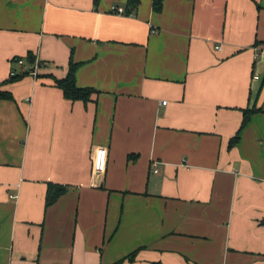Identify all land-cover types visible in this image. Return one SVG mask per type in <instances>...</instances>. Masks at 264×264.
Listing matches in <instances>:
<instances>
[{
    "label": "crops",
    "instance_id": "1",
    "mask_svg": "<svg viewBox=\"0 0 264 264\" xmlns=\"http://www.w3.org/2000/svg\"><path fill=\"white\" fill-rule=\"evenodd\" d=\"M161 2L0 0V264H264V0Z\"/></svg>",
    "mask_w": 264,
    "mask_h": 264
},
{
    "label": "trees",
    "instance_id": "2",
    "mask_svg": "<svg viewBox=\"0 0 264 264\" xmlns=\"http://www.w3.org/2000/svg\"><path fill=\"white\" fill-rule=\"evenodd\" d=\"M95 3L98 2V0H93ZM162 0H153V8L155 10L160 9ZM139 0H126V12L130 13L132 10L135 9L136 5L138 4ZM13 60L17 61L19 60V57H14ZM80 63L74 62L72 57L70 56L68 61V68L66 75L63 77H55L52 74H47L45 76L49 77L53 81V85L57 88H59L62 92V95L65 99H68L70 101L80 100L86 105L90 100L92 94L96 91L92 87H80L77 86L75 82V71ZM29 75L28 71L24 72H17L14 75H10L3 81L0 82V99H8L13 100V96L11 92L5 88H3L4 84L15 82L23 78L24 76ZM37 76H40L38 74ZM42 76V75H41ZM44 76V75H43ZM258 111L257 108L252 106L251 108L243 109V115H242V122L237 130V132L229 139L228 142V148H231L239 139V133L244 125L247 124V122L250 120L253 113ZM67 187L64 185L56 184V183H47V189L45 194V208L48 206H51L61 195L66 193ZM139 251V248L131 251L130 253H127L126 255L122 256L117 261L111 263V264H125V262H133L137 252Z\"/></svg>",
    "mask_w": 264,
    "mask_h": 264
},
{
    "label": "built area",
    "instance_id": "3",
    "mask_svg": "<svg viewBox=\"0 0 264 264\" xmlns=\"http://www.w3.org/2000/svg\"><path fill=\"white\" fill-rule=\"evenodd\" d=\"M112 11L113 12H117V13H122L123 12V9L121 8V7H112ZM17 62H18V64L20 65V67H22V65H23V60L22 59H19V60H17ZM33 68L30 70V72H29V74L30 75H32V76H36V74H37V70H38V67H39V64L38 63H34L33 65ZM25 71V69H22V71L21 72H24ZM17 72L15 71V70H12L11 72H10V75H14V74H16ZM253 78H255V79H258V76L257 75H254L253 76ZM163 103H164V101H163Z\"/></svg>",
    "mask_w": 264,
    "mask_h": 264
},
{
    "label": "rangeland",
    "instance_id": "4",
    "mask_svg": "<svg viewBox=\"0 0 264 264\" xmlns=\"http://www.w3.org/2000/svg\"><path fill=\"white\" fill-rule=\"evenodd\" d=\"M16 63V62H15Z\"/></svg>",
    "mask_w": 264,
    "mask_h": 264
},
{
    "label": "water",
    "instance_id": "5",
    "mask_svg": "<svg viewBox=\"0 0 264 264\" xmlns=\"http://www.w3.org/2000/svg\"><path fill=\"white\" fill-rule=\"evenodd\" d=\"M32 60V59H31Z\"/></svg>",
    "mask_w": 264,
    "mask_h": 264
}]
</instances>
